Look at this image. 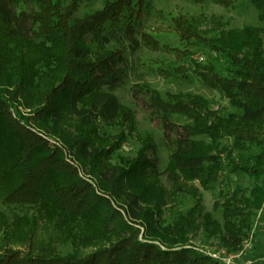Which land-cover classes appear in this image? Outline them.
<instances>
[{
	"label": "trees",
	"instance_id": "trees-1",
	"mask_svg": "<svg viewBox=\"0 0 264 264\" xmlns=\"http://www.w3.org/2000/svg\"><path fill=\"white\" fill-rule=\"evenodd\" d=\"M95 1L0 0V264H224L200 252L189 235L205 218L209 237L219 236L229 252H240L264 208V29L247 26L210 37L196 19H174L182 50L143 30L153 0H107L102 10L77 16L82 3ZM211 1L237 7L236 0ZM251 4L264 25V0ZM136 34L145 48L176 59L143 65L149 75L187 78L191 70L235 110L219 112L189 93L162 96L148 82L131 88L162 124L170 151L164 174L173 195L195 201L167 226L164 208L173 196L158 187L159 147L151 133L138 134L136 112L110 92L135 71V48L126 40ZM191 46L204 49L212 64L195 59ZM21 106L31 113L20 114ZM174 115L190 123L176 126ZM104 127L121 132L110 137ZM133 133L141 144L136 157L113 165ZM225 138L241 151L237 158L222 145ZM251 148L259 153L246 156ZM225 169L261 184L250 193L237 187L224 194L220 231L203 216L202 196L193 185L208 190ZM20 211L32 216L28 222ZM68 243L75 250L62 256L57 246Z\"/></svg>",
	"mask_w": 264,
	"mask_h": 264
},
{
	"label": "rangeland",
	"instance_id": "rangeland-1",
	"mask_svg": "<svg viewBox=\"0 0 264 264\" xmlns=\"http://www.w3.org/2000/svg\"><path fill=\"white\" fill-rule=\"evenodd\" d=\"M106 1L96 0L91 5L82 3L77 16L79 15L81 17L102 10ZM64 2H68V0H64ZM236 2V9L228 10L214 4L211 0H207L204 4H194L190 0H153L154 8L150 17L143 22V30L151 34L154 40L161 42L163 46L184 50L186 46L181 44L173 27L174 19H196L201 32L210 34V37L215 36L220 31L241 30L247 26L264 29V25L259 22L258 12L252 6L251 0H236ZM126 41L128 46L131 44L135 48L134 55L131 56V60L135 64V71L130 72L129 78L126 80L124 86L111 89L110 92L118 98L121 105L136 112L138 134L151 133L159 147L160 170L162 175L158 179V187L168 189L171 192V196H173L172 203L164 208L163 222L167 226L171 225L179 215L185 216L193 208L195 201L187 195H173V186L164 174L169 163L170 151L164 145L162 124L145 109L144 98L138 100L132 97L131 88L137 83L148 82L162 96L168 93H189L201 96L219 112L228 114L235 110L228 104L226 98L220 91L209 89L191 70L187 73V78H177L175 76L171 79H165L163 77L149 75L142 68L143 65L154 67L170 65L176 60L174 55L166 52H153L145 48L140 43L141 40L137 34L130 35ZM189 48L194 52V57L199 62L210 65L214 61L204 49L195 46ZM18 111L24 116L31 113L29 109L22 106L18 107ZM172 119L176 126L190 123V120L185 116L174 115ZM36 130L40 129L36 127ZM104 132L110 137H115L120 134L121 130L119 127H104ZM197 139L206 141L204 137ZM140 145L137 133L127 135V139L121 149L112 157V164H118L121 158H135L140 149ZM222 145L232 150L235 158L241 154L239 149L233 147L232 138L223 139ZM252 153L258 154L259 149L251 148L245 155L247 156ZM70 155L68 154V157H74L73 154L70 153ZM76 164L80 168V175L90 179L88 170L84 166L82 167L79 161ZM260 184V182L248 175L243 173L231 174L229 173V169H225L219 181L212 184L208 190H204L196 182L193 186L199 190L202 196L204 206L203 216L208 215L209 218L218 224L220 231H224V219L222 216V206L225 201L224 194L233 191L237 187L250 193L256 187L260 186ZM30 217L32 216L20 211L19 218L22 222H28ZM204 224L205 218H202L198 223V231L195 234L189 235L190 243L198 248L200 252H204L212 259L223 262L224 264H264V261L255 260L264 258V208L257 212L252 230L249 237L243 243V249L240 252H229L223 247L219 236L209 237L204 231ZM57 247L58 252L62 256H67L75 250L74 246L69 243L58 244Z\"/></svg>",
	"mask_w": 264,
	"mask_h": 264
},
{
	"label": "built area",
	"instance_id": "built-area-1",
	"mask_svg": "<svg viewBox=\"0 0 264 264\" xmlns=\"http://www.w3.org/2000/svg\"><path fill=\"white\" fill-rule=\"evenodd\" d=\"M216 255V254H215Z\"/></svg>",
	"mask_w": 264,
	"mask_h": 264
}]
</instances>
